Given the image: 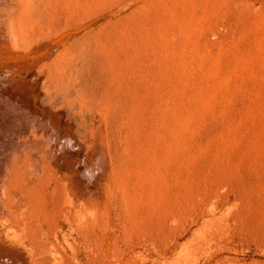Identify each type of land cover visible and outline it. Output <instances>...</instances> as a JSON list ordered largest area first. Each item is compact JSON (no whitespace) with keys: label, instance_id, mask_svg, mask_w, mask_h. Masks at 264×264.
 Returning <instances> with one entry per match:
<instances>
[{"label":"rangeland","instance_id":"obj_1","mask_svg":"<svg viewBox=\"0 0 264 264\" xmlns=\"http://www.w3.org/2000/svg\"><path fill=\"white\" fill-rule=\"evenodd\" d=\"M95 1L80 114L0 67V264H264V0Z\"/></svg>","mask_w":264,"mask_h":264},{"label":"bare ground","instance_id":"obj_2","mask_svg":"<svg viewBox=\"0 0 264 264\" xmlns=\"http://www.w3.org/2000/svg\"><path fill=\"white\" fill-rule=\"evenodd\" d=\"M95 7V0H0V67H11L14 79H21L17 72L34 74L27 95L37 86L45 94L43 107L37 110L80 114V98L86 93L82 84L90 76L89 60L95 52ZM37 163L33 160L22 178L7 180V173L0 180V189L5 182L13 189L9 194L0 193L1 236L7 235L4 219L8 218L17 226L20 238L37 241L38 234L29 235L38 224L43 200L32 192L38 180ZM50 185L41 188L46 197L51 196ZM20 203L36 209L27 217L17 215L13 208Z\"/></svg>","mask_w":264,"mask_h":264}]
</instances>
